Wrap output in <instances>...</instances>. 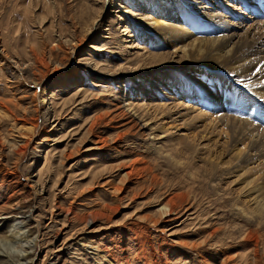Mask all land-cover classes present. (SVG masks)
Masks as SVG:
<instances>
[{"label": "rangeland", "instance_id": "374dc122", "mask_svg": "<svg viewBox=\"0 0 264 264\" xmlns=\"http://www.w3.org/2000/svg\"><path fill=\"white\" fill-rule=\"evenodd\" d=\"M140 2L0 0V264H264V156L234 130L257 66L218 64L216 109L182 90L169 44L148 47ZM251 2L203 6L263 23Z\"/></svg>", "mask_w": 264, "mask_h": 264}, {"label": "bare ground", "instance_id": "6f19581e", "mask_svg": "<svg viewBox=\"0 0 264 264\" xmlns=\"http://www.w3.org/2000/svg\"><path fill=\"white\" fill-rule=\"evenodd\" d=\"M251 1L252 0L250 1L243 0V4L250 5L252 3ZM203 2H205V0H142V2H140L142 4V6H140V10L142 14H140L139 16L140 17L139 22L142 25L141 26L142 29L148 30L147 32H149V34H152L151 37L145 39L146 44L148 45V47L157 46L161 44H169L171 47L172 55H174L175 57L180 56L182 58L181 60L182 67L184 68V71H187L186 79H185L187 81L179 82V85L182 87V90H186L190 86H194L199 91L200 94L207 95V97L212 96L213 98L212 101H214L215 104H217L215 105L216 109H219L218 84L215 81L216 79L215 73L218 71L217 70L218 64H220L221 62L223 63L224 60L230 59L231 56H235L237 53H239L238 55H236L235 59L233 58L235 66L236 63L237 64L240 63L244 65V68L245 66L248 68H250L249 66L252 65H254L255 67L257 66L254 70L251 69L252 67L250 68L251 70L248 69L245 77L242 75L240 76V77H244L246 81L243 84L240 83L241 84L240 91L238 93V98L236 102L238 110L244 111L245 113H248V115H251L253 117V121L242 119L243 117L241 116L242 119L241 130L240 129L238 130L237 127H236L237 130L235 128L234 130L240 132L241 134L245 135L248 138L250 142L249 150L254 152V157L258 156L256 158H260L264 156V75H263L264 73H261L262 71L260 72L259 70L260 67H258V65L261 64L264 65V20L263 23L259 21L260 23H258L257 26L255 25L254 22L257 16L254 17L253 15H244L241 13L240 8H236L234 10L232 9L231 11H225L223 13L222 10L216 11L215 6L212 7L210 5L203 6ZM229 5L230 4L228 2L226 6ZM255 10H257L255 14L260 15L261 13H263V11L258 10L257 7L255 8ZM203 29H206V34L208 36L204 37L196 33ZM255 30L258 31L259 35L257 32H255ZM255 33H257V37H258L256 41L253 40V36ZM143 38H145V36H143ZM254 38L256 39V37ZM247 47L248 50L246 49ZM243 48L246 49V51H242L243 52L242 53L241 49ZM35 54L36 53H34L32 49L33 58L35 57L34 56ZM39 57L40 56H38V58ZM154 57L155 56L152 55L150 60L151 63L156 64L158 62L155 61L156 59ZM39 61H41V59ZM35 69L37 73L40 72L39 68H35ZM236 69H237L236 71H239L237 67ZM228 70H231V68ZM241 71L242 73L244 72V70ZM235 72L233 71L234 74H236ZM237 80L239 82V79ZM249 82H254V84L256 83V85H254L255 87L252 86H250V88L243 87L246 83L247 85L251 84ZM3 105L1 106L3 107ZM4 109L8 110L7 108ZM201 115L203 116V114ZM201 115H200V119H202ZM222 116L223 115L221 114V117ZM241 136L242 135H240V137ZM249 142H247V144ZM70 156L71 153H68L67 157ZM246 158L247 156L244 155L242 160H247ZM128 173L129 172H126L127 175ZM112 191L114 192V194L119 193L120 187H115L112 189ZM25 208L28 210L24 211L23 209ZM171 210H173V208H171V205L169 203H163V205L160 208L161 213H166L167 211L170 212ZM10 213L16 216L18 213H22L23 215L20 216H26L31 218V206L27 207V205L25 204L20 205L19 203L17 206H15L12 209ZM16 220L17 219H13V221L15 222ZM17 222H21L20 219ZM137 225H138L136 226L137 228L135 227L133 229V232L137 237L138 241L140 242V244H142L144 242V239H146L143 238V232H142L144 226L141 223H138ZM12 233L15 236L17 234V230ZM37 234H39V228L37 229ZM36 244L37 242L35 243V245Z\"/></svg>", "mask_w": 264, "mask_h": 264}]
</instances>
